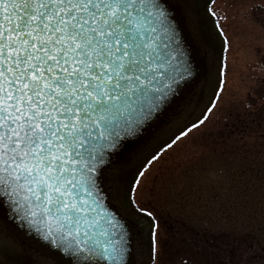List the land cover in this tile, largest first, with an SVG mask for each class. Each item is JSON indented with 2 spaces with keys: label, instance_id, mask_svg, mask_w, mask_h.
Masks as SVG:
<instances>
[{
  "label": "snow or ice",
  "instance_id": "obj_1",
  "mask_svg": "<svg viewBox=\"0 0 264 264\" xmlns=\"http://www.w3.org/2000/svg\"><path fill=\"white\" fill-rule=\"evenodd\" d=\"M196 73L168 0H0V264H130L128 216L151 221L137 247L155 264L149 173L216 94L195 122L138 142ZM133 157L130 176L117 170Z\"/></svg>",
  "mask_w": 264,
  "mask_h": 264
},
{
  "label": "rangeland",
  "instance_id": "obj_2",
  "mask_svg": "<svg viewBox=\"0 0 264 264\" xmlns=\"http://www.w3.org/2000/svg\"><path fill=\"white\" fill-rule=\"evenodd\" d=\"M171 1L182 7L208 75L151 137L162 141L195 122L213 93L216 104L149 173L139 206L153 212L162 237L155 264H264V0ZM130 161L117 170L130 176L138 160ZM136 224L135 263L153 264L147 244L143 253L137 247L151 221Z\"/></svg>",
  "mask_w": 264,
  "mask_h": 264
},
{
  "label": "water",
  "instance_id": "obj_3",
  "mask_svg": "<svg viewBox=\"0 0 264 264\" xmlns=\"http://www.w3.org/2000/svg\"><path fill=\"white\" fill-rule=\"evenodd\" d=\"M168 3H169L171 10L175 13L176 19L179 23L181 30H182L183 37H184V40L186 42V46L191 50L193 61H194V64L197 68V73L193 79H191L187 84H185L183 86L181 95L177 99L173 100L172 104L157 118V120L152 125H150L148 127V129L145 131L144 137H142L141 141H139L138 143H142L149 136L150 131L155 126V124L157 122L163 120V118L166 115V113L168 112V110L171 109L176 103H178L184 97V95L186 93L190 92L208 74V68H207L206 60L204 57L199 56L200 51L197 48L193 38L191 37L189 30H188L186 19H185V16L183 14L181 6L174 4L171 0H168ZM121 155H123V154H121ZM129 223L133 225V252H132L130 264H134V235L136 233V228H135V225L132 221L129 220Z\"/></svg>",
  "mask_w": 264,
  "mask_h": 264
},
{
  "label": "trees",
  "instance_id": "obj_4",
  "mask_svg": "<svg viewBox=\"0 0 264 264\" xmlns=\"http://www.w3.org/2000/svg\"><path fill=\"white\" fill-rule=\"evenodd\" d=\"M258 114L261 115V114H262V110H261V112H259Z\"/></svg>",
  "mask_w": 264,
  "mask_h": 264
}]
</instances>
